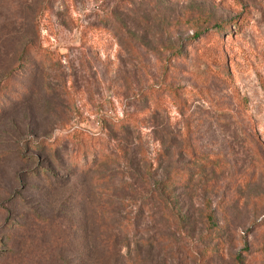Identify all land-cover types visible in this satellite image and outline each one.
I'll use <instances>...</instances> for the list:
<instances>
[{"label":"rangeland","instance_id":"obj_1","mask_svg":"<svg viewBox=\"0 0 264 264\" xmlns=\"http://www.w3.org/2000/svg\"><path fill=\"white\" fill-rule=\"evenodd\" d=\"M24 46L49 58L19 63ZM6 74L0 264H264V0H0ZM72 128L105 144L85 171L30 144Z\"/></svg>","mask_w":264,"mask_h":264},{"label":"trees","instance_id":"obj_2","mask_svg":"<svg viewBox=\"0 0 264 264\" xmlns=\"http://www.w3.org/2000/svg\"><path fill=\"white\" fill-rule=\"evenodd\" d=\"M244 18L245 13L243 14V12L239 11L236 16L224 19L216 23V29H214L215 32L207 33V37L218 43L220 29L228 24L234 25L236 28H238L240 27L241 23H243ZM202 31L203 30H200V28H194L190 38L199 37ZM49 53L45 52L44 49H28L26 46H24L19 52V63L27 64L29 63L31 58H36L37 60H46L47 58H49ZM217 56H219L218 60H220L221 65L225 66V62L227 61L225 55H223L222 58H220V54H217ZM8 74L5 75L4 81H0V98L2 97L4 91L9 89L8 87L11 84L12 80L9 81L6 79ZM169 90L173 97L176 98L178 96V90L176 86H169ZM151 94L152 93L149 92V102H151V100L153 99V96H151ZM134 121L135 118L133 116H130V113H128L124 117L118 119L115 122V126L121 131H124L125 127H127L128 125L130 126V124L132 123L134 125ZM65 142L71 145V148L68 151H66L67 148ZM30 144L31 146L44 153L46 155V158L49 161L54 162L60 168V170L65 169L64 172H66V168L69 169L67 164L85 171L94 163L104 159L107 155V153L105 152V144L102 141L101 137L80 128H72L64 132L61 136L54 137L52 139L41 137L37 141L31 142ZM187 153L190 156H194L193 150L187 149ZM64 159L66 162H64ZM31 161L36 162L34 166L30 170H28L31 175H33L34 177H41L48 187H52L53 185H60L62 179L61 176H59L57 173H54L47 166H43L38 163L37 158H31ZM179 175V179H182L183 181H186L188 179L187 171L180 172ZM202 217L207 233L211 235L213 234L216 237V235H218L217 229H219V226L217 224L214 209L211 207L209 198H205L202 201Z\"/></svg>","mask_w":264,"mask_h":264}]
</instances>
